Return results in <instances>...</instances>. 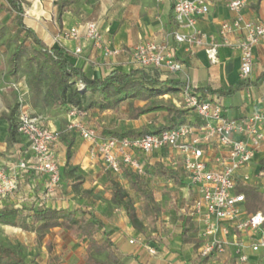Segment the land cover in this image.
Wrapping results in <instances>:
<instances>
[{
	"label": "crops",
	"instance_id": "obj_1",
	"mask_svg": "<svg viewBox=\"0 0 264 264\" xmlns=\"http://www.w3.org/2000/svg\"><path fill=\"white\" fill-rule=\"evenodd\" d=\"M57 1L22 0L24 9L23 23L26 28L34 31L48 47L63 48L69 55L70 62L75 67L81 69L88 78L102 79L113 70L128 72L131 69L138 68L130 60V51L139 43L155 42L165 44L174 49L175 57L182 63L183 70L180 72L156 70L159 79L179 82L184 87L189 86L201 98L211 100L220 105L225 117L238 119L254 113L264 114V78L261 79V76L264 74V38L253 50V69L246 78H241L240 76V59L237 50L219 46L217 48V62L211 64L202 47L197 45L187 46L184 43L177 44L173 38L175 31L183 34H191L195 31L199 34H204L209 42L218 45L220 41L218 32L221 23L231 22L237 15L228 8L230 0H210L208 13L196 20L194 28L180 27L176 24L173 12L175 0H82L78 12L66 11L63 12L60 18H58L57 13ZM240 14L246 20L264 23V0H246ZM91 20L95 21L98 25L103 48L119 50L118 55L112 56L109 59L103 58L101 51L94 48L92 41L84 37V24ZM14 21V13H7L0 9V29L4 30L0 42L7 41L8 39L11 40L15 37L17 26L14 24ZM73 26L79 27V36L74 39L65 37L64 33ZM77 49L80 50L79 53H76ZM3 50V48H0L1 52ZM242 84L243 86L240 89L228 95H218L205 91L227 90L228 88H234ZM164 97H161L164 101L170 102L177 107H182L180 95L173 96L169 94L164 95ZM19 100L25 103L29 112L38 118L44 127L60 134L59 140L53 148L59 164L60 174L63 175L67 171L66 144L64 143V135L67 132L69 121L67 114L59 109L42 110L39 107L32 108L26 75L19 72L15 77H10L0 66V114H12L16 123V111ZM134 104L135 106H142L144 103L135 102ZM99 112L101 111L96 109L90 110L86 113V116L77 117V120L87 127L96 129L93 126V121H89L88 118L92 114ZM103 112L102 114H104ZM151 115H159L163 120L165 118V113H156L142 116L138 120L145 119ZM185 119L189 122L199 121L196 114L192 111L187 113ZM138 120L129 121L130 123H136ZM140 126L131 124L130 128L118 130L139 129ZM97 132L99 133V131ZM7 134L8 122L0 120V168L7 172H12L20 160L27 159L28 157L31 158V156L27 150V145L17 134L15 135L14 143L8 145L6 142ZM100 135H103V132H100ZM76 137V135L73 137L74 144L71 148V157L68 160L69 168L74 169V171L72 177L67 181L61 177V183L67 186V188L75 185L77 197H82L88 193V189L95 192L96 188H93L95 187L94 185L87 183L85 171L79 166V157L85 155V152L80 148L82 138L78 140ZM174 157H176L175 152L172 151L170 153L163 150L144 158V160L149 164L157 161L169 163L175 159ZM263 158L264 146L254 166L255 170H258L259 161ZM30 161L32 162V159ZM74 178L79 179L73 180ZM178 178L181 184H174V186L181 191L182 198L190 202V205L184 211L183 217L187 214L193 226L197 228L195 234L187 235L193 241L188 243L182 241V220L179 222L180 226L174 225L172 219L169 221L165 220L162 227L165 231L171 233L172 237L163 239V243L160 246L150 244L155 245L156 248V253L152 255L148 252L147 247L128 243L130 238L142 237L130 224L126 227L123 223L111 225L103 216L92 212L96 218L104 223L105 231L109 234L113 243V251L116 256L123 264H239L231 260L227 255L210 259L197 258L195 252L199 243V226L189 215V207L192 204L194 193L191 189L188 190L182 173L178 175ZM21 180L19 188H23L35 196L34 190H30L29 188L30 183L34 180L32 174L23 175ZM155 180L161 181L162 179ZM165 181L172 183L170 180ZM35 182H37L35 186L37 192H35L38 195L36 199H30L34 201L31 206L46 205L54 208L75 209L71 206L72 204H66L67 202L65 203L66 206L57 202L50 205L46 204L43 197H41L42 194H40L43 191L44 178L36 179ZM86 209L90 210V212L92 211L91 208ZM159 223L160 219L157 229L151 231L152 234L160 230ZM51 231H61L69 236L68 232L59 228L52 229ZM48 239L52 241L51 238H46L45 241ZM44 243L43 245L41 243L39 246H36L34 243L39 251L32 258L36 264H79L78 255L81 263L84 264L83 256L86 253L87 243L84 244L83 248L76 249L77 253H73L65 259L61 256L62 250L73 251L72 246L62 245L57 238L52 241L53 249L49 255ZM34 245L32 244V247ZM30 249L33 252L36 250L28 248V250ZM243 264H264V261L256 256L249 255V260Z\"/></svg>",
	"mask_w": 264,
	"mask_h": 264
},
{
	"label": "built area",
	"instance_id": "obj_2",
	"mask_svg": "<svg viewBox=\"0 0 264 264\" xmlns=\"http://www.w3.org/2000/svg\"><path fill=\"white\" fill-rule=\"evenodd\" d=\"M209 2L175 0L174 21L180 27L194 28L196 20L208 13ZM245 3L246 0L229 1V10L237 15L233 21L221 23L218 45L195 31L191 34L175 31L174 41L202 47L211 64L217 62L219 46L237 50L240 76L248 77L253 69V50L264 38V23L246 20L240 14ZM79 34V27L73 26L64 36L74 39ZM84 37L92 41L103 58L109 59L119 54V50L103 48L95 21L84 24ZM79 52L77 49L76 53ZM130 60L138 68L165 72L183 70L174 49L155 42L135 45L130 51ZM181 102L182 107L194 112L199 121L186 122L159 133L117 138L99 136L95 128L77 120V117L86 116V112L71 108L67 112V130L87 141L91 146V156L98 157L113 174H119L123 165L137 175L146 177L141 159L163 150L175 152L176 157L169 165L180 170L188 190L194 193L189 215L199 226L197 258L227 255L234 262L243 264L249 260V255H253L264 261V215L260 211L247 213L243 195L236 193L238 185L262 186L260 180L264 173L255 170L254 166L264 146V114L254 113L238 119L225 117L220 105L201 98L189 86L184 87ZM16 134L27 145L31 158L20 160L12 172L0 168V205L13 204L8 201L18 190L23 175L33 176L30 190L35 188L36 179L44 178L40 193L43 199L52 195L61 184L59 164L53 148L60 134L44 127L22 100H19L16 111ZM128 243L143 245L152 255L156 253L155 245L146 243L142 237L130 238Z\"/></svg>",
	"mask_w": 264,
	"mask_h": 264
},
{
	"label": "trees",
	"instance_id": "obj_3",
	"mask_svg": "<svg viewBox=\"0 0 264 264\" xmlns=\"http://www.w3.org/2000/svg\"><path fill=\"white\" fill-rule=\"evenodd\" d=\"M81 1L58 0V18L66 11L78 12ZM0 9L7 13H14V24L17 26L13 39L0 42V48L4 49L0 51V66L10 77H15L19 72L26 75L32 108L59 109L66 114L71 108H77L80 112L87 113L94 109L116 110L121 106L143 102L142 106L132 108L128 115L129 120H138L148 114L165 113L163 122L157 128L126 131L110 128L100 135L117 138L159 133L189 122L185 118L190 109L177 107L161 98L169 94L181 96L183 84L159 79L158 73L152 68H135L128 72L113 70L102 79L88 78L81 69L70 62L69 55L63 48L48 47L34 31L26 28L23 23L22 0H2ZM3 34L4 30L0 29V39ZM242 86L243 84L227 90L205 91L228 95ZM0 120L8 122L6 142L11 145L16 135L15 120L12 114H0ZM73 144L74 138L70 137L66 141L65 152L67 171L61 175L66 181L72 177L74 171L68 166ZM144 161V158L141 159V165L146 172L150 170V175L154 179L170 180L175 185L181 184L178 178L181 173L179 169H173L169 163L160 161L149 164L147 167L143 165ZM258 170L264 173V158L259 161ZM119 175L125 178L128 189L138 197L140 211L128 199L127 192L113 178H110L112 203L123 210L131 227L141 235L149 230L155 231L160 219L161 207L144 182L148 176L141 177L123 165ZM236 193L243 195L247 213L260 211L264 215V188L254 184L238 185ZM0 224L33 233L36 246L42 243L52 229L59 228L68 232L71 238L86 240L84 264H123L113 251V243L105 231L104 223L88 210L54 208L46 205L28 207L5 204L0 205ZM196 232L197 228L185 214L182 219V241L184 243L193 241L187 235H193ZM44 244L50 255L53 249L52 241L48 239ZM25 250L26 248L19 244H5L0 240V264H36L34 259L31 263L26 262Z\"/></svg>",
	"mask_w": 264,
	"mask_h": 264
},
{
	"label": "rangeland",
	"instance_id": "obj_4",
	"mask_svg": "<svg viewBox=\"0 0 264 264\" xmlns=\"http://www.w3.org/2000/svg\"><path fill=\"white\" fill-rule=\"evenodd\" d=\"M163 98H165L163 96ZM135 104H128L125 106H121L116 110H109L102 111L96 114H92L88 118V120L93 121V126L96 127V130L99 131L98 135L100 136V132H105L107 129L114 128V129H125L130 128L131 124L134 126H140L139 128H157L159 124L163 121V118L159 115H151L145 119H140L136 121V123H130L128 119V115ZM62 111V110H61ZM63 112V111H62ZM68 132V133H67ZM65 136L64 143L70 137H74L76 135L77 139L79 140L81 137L72 131L67 130ZM88 142L81 139L80 148L83 149L85 155H81L79 157V166L81 169L85 171V177L87 179V183L90 185H94L96 191L93 192L92 190L88 189L87 194L83 195L82 197H77V193L75 192L74 185L70 188H67L63 183L56 187L55 192L48 197H45L44 201L46 204H51L57 202L63 206L66 204H72L73 208H78L80 210L86 208H91L93 213H97L105 218L108 223L111 225L117 223H123L124 226H128L129 223L125 217L123 210L116 205H114L111 201V186L109 179L113 178L128 194V199H130L134 206L139 210V199L138 197L128 189V183L123 176L115 175L110 173L103 163L100 161L99 158L92 157L90 153V145L88 146ZM144 166L149 167V163L144 161ZM146 179L144 182L146 183L147 188L153 193L156 201L159 203L161 207L160 213V230L153 233L151 230L147 231L146 234H142V238L145 239L146 243L148 244H155L160 246L163 243V239L167 237H172L171 233H168L162 227L163 222L165 220H173L174 225H179V222L182 220L184 215V211L190 205V202L185 201L182 198L181 191L174 186L173 183H167L164 181H157L150 175V170L147 172ZM264 176L261 181L262 186H258L259 188H264ZM78 187V186H77ZM34 188V194L28 193L27 190L23 188L18 190L11 196V199L8 201L9 203L13 204H21L25 203L26 206H31L34 202L30 200L31 198L37 197V191ZM36 191V192H35ZM42 196V195H41ZM20 201V202H19ZM67 202V203H66ZM66 203V204H65ZM98 204V205H97ZM33 205V204H32ZM82 208V209H81ZM90 211V210H89ZM114 230V229H113ZM34 238L35 235L30 232H25L17 228H13L11 226L0 224V240L5 244L16 245L19 244L26 248L25 250V259L27 263L32 262V258L34 257L35 253H39L37 247L34 245ZM51 238L52 241L55 239H59V243L62 245H70L73 251L65 250L61 252V256L65 259L68 258L71 254L77 253L76 249L83 248L84 244H86L85 239L80 238H70L65 233L54 232L50 231L44 238ZM42 241V245L44 243ZM32 244L34 245L32 247ZM55 244V243H54ZM58 244V243H57ZM28 248L36 249L35 252L28 250ZM78 255V254H77ZM78 263L82 264L79 255H78Z\"/></svg>",
	"mask_w": 264,
	"mask_h": 264
}]
</instances>
